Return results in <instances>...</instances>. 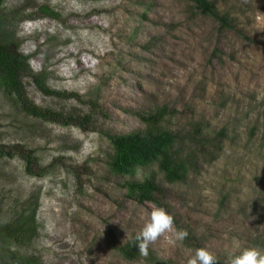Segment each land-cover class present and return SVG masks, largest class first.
I'll list each match as a JSON object with an SVG mask.
<instances>
[{
	"label": "rangeland",
	"instance_id": "1",
	"mask_svg": "<svg viewBox=\"0 0 264 264\" xmlns=\"http://www.w3.org/2000/svg\"><path fill=\"white\" fill-rule=\"evenodd\" d=\"M208 1L230 30L187 0H0V43L26 60L29 102L93 117L92 130L34 117L0 74V228L17 232L0 237V264H187L200 248L228 264L244 248L264 252V0ZM41 6L57 18L37 17ZM29 71L77 97L43 95ZM163 106L161 124L191 163L183 180L167 184L156 163L115 172L108 137L142 131L136 115ZM199 129L204 157L191 143ZM145 181L199 248L166 232L139 252L154 205L129 184Z\"/></svg>",
	"mask_w": 264,
	"mask_h": 264
},
{
	"label": "trees",
	"instance_id": "2",
	"mask_svg": "<svg viewBox=\"0 0 264 264\" xmlns=\"http://www.w3.org/2000/svg\"><path fill=\"white\" fill-rule=\"evenodd\" d=\"M192 3L199 14L210 17L218 24L220 30H230L229 18L223 13H219L216 7L208 0H187ZM37 17L56 19L57 15L47 6H41L37 9ZM26 60L12 52L6 45L0 43V74L3 75V81L8 93L14 95L22 109L28 114L41 118L49 123L61 126L74 125L83 130L91 129L92 115L79 117L63 116L49 110H39L32 105L26 97L21 79L22 74L26 72ZM36 88L45 96H54L58 98H76L75 94L66 92H57L50 90L43 82L39 74L27 72ZM167 114V107L156 108L154 112L147 114H137L139 121L145 126L140 132L130 133L128 135L108 137L114 148V157L112 166L115 172L121 175H127L133 172L134 168L156 163L159 171L167 184L178 183L183 180L187 169L191 163L179 158L180 150L177 148V136L171 131L163 128L162 121ZM92 124V123H91ZM92 130V129H91ZM200 129L193 132L191 143L195 144L196 155L205 156L206 147L200 142ZM221 138L225 137L224 130L220 131ZM198 139V142L196 141ZM16 149V147H15ZM25 161V171L28 175L34 174L32 166L37 165V160L30 151L21 156ZM77 178V176H76ZM130 192L136 197L139 203H151L158 207H163L173 216L174 225L181 226L178 216L166 204V195L164 190L150 181L132 182L129 184ZM182 230V229H181ZM188 235L183 240L185 246L199 248L197 238L189 229H185ZM17 232L9 226L0 228V237L15 238ZM125 258L132 256L129 247L121 249Z\"/></svg>",
	"mask_w": 264,
	"mask_h": 264
},
{
	"label": "clouds",
	"instance_id": "3",
	"mask_svg": "<svg viewBox=\"0 0 264 264\" xmlns=\"http://www.w3.org/2000/svg\"><path fill=\"white\" fill-rule=\"evenodd\" d=\"M166 232H173L176 239L183 241L188 233L174 228V218L163 207L153 206L150 218L135 236L134 242L142 255H147L149 244ZM187 264H216V256L206 248L195 250ZM228 264H264V252L255 247L242 249L238 255L229 257Z\"/></svg>",
	"mask_w": 264,
	"mask_h": 264
}]
</instances>
